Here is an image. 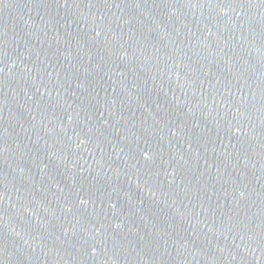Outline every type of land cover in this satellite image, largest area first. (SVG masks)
Wrapping results in <instances>:
<instances>
[{"label": "water", "instance_id": "obj_1", "mask_svg": "<svg viewBox=\"0 0 264 264\" xmlns=\"http://www.w3.org/2000/svg\"><path fill=\"white\" fill-rule=\"evenodd\" d=\"M0 264H264V0H0Z\"/></svg>", "mask_w": 264, "mask_h": 264}]
</instances>
